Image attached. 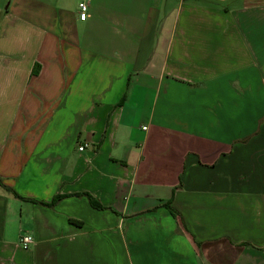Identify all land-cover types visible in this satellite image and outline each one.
<instances>
[{"label":"crops","instance_id":"1","mask_svg":"<svg viewBox=\"0 0 264 264\" xmlns=\"http://www.w3.org/2000/svg\"><path fill=\"white\" fill-rule=\"evenodd\" d=\"M0 177V264H264V0H0Z\"/></svg>","mask_w":264,"mask_h":264},{"label":"built area","instance_id":"2","mask_svg":"<svg viewBox=\"0 0 264 264\" xmlns=\"http://www.w3.org/2000/svg\"><path fill=\"white\" fill-rule=\"evenodd\" d=\"M79 8H80V18L82 20H85L86 17H87V9H88V5L86 2H81L80 5H79ZM88 146L87 143H82L80 146H79V150L80 151H83L86 149V147ZM19 242L21 244V246L23 248H29L30 245L32 243H34V238L32 235L30 234H25V235H21L20 239H19Z\"/></svg>","mask_w":264,"mask_h":264},{"label":"trees","instance_id":"3","mask_svg":"<svg viewBox=\"0 0 264 264\" xmlns=\"http://www.w3.org/2000/svg\"><path fill=\"white\" fill-rule=\"evenodd\" d=\"M36 69H34L33 70V72L34 73H36ZM0 183H3V181H2V178L0 177ZM4 185V184H3ZM8 190H10V191H12L17 197H19V198H23L24 199V197H22L21 195H19L14 189H12L11 187H8V186H6V185H4ZM90 198H91V195L90 194H87ZM61 198H62V196H56L54 199H53V201L51 202V203H49V204H45V203H42V204H45V205H48V206H53V205H55L59 200H61ZM92 200H93V198H92ZM93 204H95V206H97V207H100L99 205H98V203H94V201H93ZM167 206H168V208L170 209V211L173 213V215H175L176 217H180V214H179V212L173 207V206H171L170 205V203H168L167 204ZM100 208H104V207H100ZM185 228V224H184V222L181 220V223L179 224V230H182V229H184Z\"/></svg>","mask_w":264,"mask_h":264}]
</instances>
